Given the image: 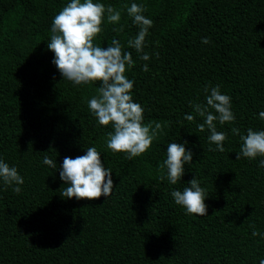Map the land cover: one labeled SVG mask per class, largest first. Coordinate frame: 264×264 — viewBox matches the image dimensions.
I'll use <instances>...</instances> for the list:
<instances>
[{
  "label": "trees",
  "instance_id": "16d2710c",
  "mask_svg": "<svg viewBox=\"0 0 264 264\" xmlns=\"http://www.w3.org/2000/svg\"><path fill=\"white\" fill-rule=\"evenodd\" d=\"M70 2L0 0V160L24 179L20 194L0 181V264H260L264 157L236 160V154L249 128L264 131V0H94L121 13L116 24L105 16L94 43L107 48L117 39L131 52L126 75L133 101L143 107L145 124L163 128L132 160L106 147L113 129L99 125L88 108L100 84L75 85L52 63V20ZM133 3L153 22L147 60L127 45L139 32L127 14ZM205 37L210 43H202ZM217 85L231 97L235 116L233 123L216 122L227 133L223 153L209 151L216 145L207 127L198 130L203 118L193 107L206 105L205 86ZM185 141L193 160L181 181L171 185L166 168L161 181L167 145ZM88 147L112 170L113 192L93 201L66 199L59 166ZM45 156L55 168L43 163ZM193 178L208 195L205 217L186 215L171 196Z\"/></svg>",
  "mask_w": 264,
  "mask_h": 264
},
{
  "label": "clouds",
  "instance_id": "9594fccd",
  "mask_svg": "<svg viewBox=\"0 0 264 264\" xmlns=\"http://www.w3.org/2000/svg\"><path fill=\"white\" fill-rule=\"evenodd\" d=\"M145 9L136 3L127 7V14L132 18L133 24L139 27L138 34L127 41L129 48L135 49L141 60L149 58L144 53L145 38L152 21L143 15ZM105 16L109 24L119 23L121 13L111 5L105 6L94 0H71L52 20L50 42L47 47L54 53L52 63L56 66L64 80L75 85L99 83L96 95L88 101V108L97 119L99 125H111L113 131L108 133L106 147L113 154L122 153L125 158L132 160L143 155L153 144V141L162 133L161 123H144V109L133 101L132 89L134 82L126 72L134 65L131 52L123 50L119 40L113 39L107 48L94 43L95 38L102 33ZM122 31V29H113ZM203 44L210 43L207 37L202 39ZM148 71V66H143ZM206 105H194L196 115L203 118V123L198 124V130L203 132L205 127L210 131L208 141L215 144L216 148L209 151L223 153L224 141L227 133L218 132L216 122L220 125L233 123L235 116L231 110V97L222 94L220 86H207L204 88ZM212 109L216 114H213ZM259 116L264 119V112ZM185 119L189 122L195 117L191 114ZM235 135H240L237 128L231 129ZM242 145L236 154V160L241 157L254 160L264 157V131H254L251 128L247 134L241 136ZM183 144L172 142L167 145L166 159L160 165L159 179H165L164 169H167V180L171 185H176L184 175L185 165L193 160V153ZM43 163L55 168L56 163L45 156ZM260 167H264V159L260 160ZM60 179L67 185L61 196L66 199H86L93 201L100 197H109L113 192L112 170L105 168L101 160V153L95 147H88L84 155L75 158L64 157L59 166ZM0 181L5 186L12 187V191L20 194L24 179L15 167H10L0 160ZM175 203L185 209L186 215L207 216L208 205L205 203L208 195L200 186L197 178L188 182L183 190L171 192ZM253 236L260 235L253 230ZM264 264V260L260 261Z\"/></svg>",
  "mask_w": 264,
  "mask_h": 264
}]
</instances>
